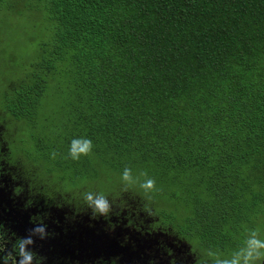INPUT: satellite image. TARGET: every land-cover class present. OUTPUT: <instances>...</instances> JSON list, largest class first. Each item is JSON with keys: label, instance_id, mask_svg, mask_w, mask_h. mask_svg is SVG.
Segmentation results:
<instances>
[{"label": "trees", "instance_id": "1", "mask_svg": "<svg viewBox=\"0 0 264 264\" xmlns=\"http://www.w3.org/2000/svg\"><path fill=\"white\" fill-rule=\"evenodd\" d=\"M0 47L28 60L6 80V117L45 134L41 113L63 102L54 143L34 137L52 175L155 181L148 228L76 222L89 250L100 241L96 264H190L264 233V0H0ZM78 138L92 148L73 159ZM73 200L76 218L95 213Z\"/></svg>", "mask_w": 264, "mask_h": 264}, {"label": "rangeland", "instance_id": "2", "mask_svg": "<svg viewBox=\"0 0 264 264\" xmlns=\"http://www.w3.org/2000/svg\"><path fill=\"white\" fill-rule=\"evenodd\" d=\"M0 47V224H11L18 233V244L21 247L31 245L36 242L34 235L30 240L24 239L22 231L17 229L14 223H20L26 228L37 232L33 225L27 222L41 221V216H45L44 223H51L52 227H57V235L54 238L64 239V247L69 253H77L76 237H72V230L78 226L72 225L76 222L84 223L85 227H93L98 223L99 212L83 213L76 218V212L70 203L74 199V204L81 205L87 194L94 196L103 195L110 204V210L106 216H113V219L104 220L102 225H117L120 217H123V225L132 229H144L150 226L157 218V208H148L150 201L145 198L148 195L142 188L134 187L130 181H124L119 176H110L108 170H104V177L90 182L85 178H72L68 175L64 178L52 175V158L47 149L43 150L41 143H36L34 137L39 135L44 145L54 143V126L59 127L63 119L64 106L60 99L50 100L48 107L44 108V120L48 130L45 134H40L27 129L24 125L15 123V120L7 115L3 110L2 102L6 95V80L12 74L18 73L25 67L28 60L9 58ZM137 193L140 197H137ZM80 197L84 199H79ZM128 198V201H127ZM127 202V203H126ZM68 204V205H67ZM70 211V212H68ZM144 211L148 219L144 216ZM133 213L137 214L135 216ZM94 217V218H93ZM69 222V227L64 225ZM62 227L67 229L68 237L65 236ZM44 230L50 228L49 224L43 225ZM25 231V229H24ZM166 233V232H165ZM161 235V234H160ZM175 241H179L175 239ZM55 244V247H61ZM180 247L187 248L186 241H180ZM189 248V247H188ZM264 249V233L258 228L251 232V238L241 247V253L235 249L228 251L229 255L207 254L201 259L199 253L192 256L188 254L190 264H245V262L259 260L257 251ZM182 250V252L185 253ZM249 262V263H250ZM124 264V263H121Z\"/></svg>", "mask_w": 264, "mask_h": 264}, {"label": "flooded vegetation", "instance_id": "3", "mask_svg": "<svg viewBox=\"0 0 264 264\" xmlns=\"http://www.w3.org/2000/svg\"><path fill=\"white\" fill-rule=\"evenodd\" d=\"M40 218L39 223L27 222L35 228L43 227V225L46 227L49 224L50 228L41 231L39 234L20 223H14L17 225L16 228L22 231L24 239L30 240L32 235L36 238L34 244L24 245V247L18 244V233L11 224H0V264H21L22 261H25L26 255L30 256V260H27L26 264H96L101 261L100 241L95 239L93 241L94 248L89 250L90 242L84 241L83 227L80 223H73L72 225L78 227L71 232L72 237H76L74 240L78 252L69 253L64 247V239L54 238L57 235V227H52L51 223L48 222L45 224V216ZM62 225L61 223V228L65 236L68 237L67 229H64ZM64 225L69 227L70 223L65 222ZM96 235L101 236V232H97ZM59 241H61V247H55V244L59 245ZM104 252L106 253V251ZM248 264H264V261L256 260Z\"/></svg>", "mask_w": 264, "mask_h": 264}, {"label": "clouds", "instance_id": "4", "mask_svg": "<svg viewBox=\"0 0 264 264\" xmlns=\"http://www.w3.org/2000/svg\"><path fill=\"white\" fill-rule=\"evenodd\" d=\"M92 148V141L86 138L74 139L71 142L70 155L73 159H78L81 154L87 155ZM123 180L129 181L131 179L130 169H125L123 172ZM144 190H154L155 181L153 179H147L141 184ZM87 201L91 206H93L94 212H99L102 215H106L110 210V204L108 200L103 195H96L89 193L86 196ZM94 218V217H93ZM37 231H43L44 228L40 227L36 229ZM27 260H30V256H25V261L21 264H26Z\"/></svg>", "mask_w": 264, "mask_h": 264}]
</instances>
